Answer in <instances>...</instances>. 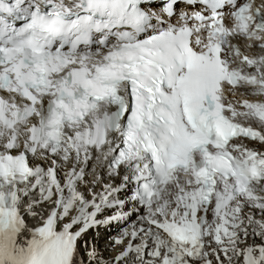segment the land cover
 <instances>
[{
	"label": "snow or ice",
	"instance_id": "1",
	"mask_svg": "<svg viewBox=\"0 0 264 264\" xmlns=\"http://www.w3.org/2000/svg\"><path fill=\"white\" fill-rule=\"evenodd\" d=\"M0 264H264V0H0Z\"/></svg>",
	"mask_w": 264,
	"mask_h": 264
},
{
	"label": "bare ground",
	"instance_id": "2",
	"mask_svg": "<svg viewBox=\"0 0 264 264\" xmlns=\"http://www.w3.org/2000/svg\"><path fill=\"white\" fill-rule=\"evenodd\" d=\"M39 211V210H38ZM134 216L131 215L130 219H132ZM29 221H31V219H29ZM114 229V227H110V230L107 232L104 228H102L98 234L95 235H91L90 233H88L86 235L87 238L84 239L83 237V241H89L91 243H94L101 255V257L105 260H107V257L109 256V245L111 244V241H107L106 240V236L107 234H109L110 231H112ZM83 241L81 242V245H83ZM81 252H82V256L84 255V248L83 246L81 247ZM85 259H87V257L85 256Z\"/></svg>",
	"mask_w": 264,
	"mask_h": 264
}]
</instances>
